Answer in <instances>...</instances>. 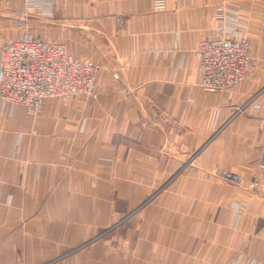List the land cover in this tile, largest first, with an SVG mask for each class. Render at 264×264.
Masks as SVG:
<instances>
[{
  "label": "crops",
  "instance_id": "1",
  "mask_svg": "<svg viewBox=\"0 0 264 264\" xmlns=\"http://www.w3.org/2000/svg\"><path fill=\"white\" fill-rule=\"evenodd\" d=\"M218 2L243 10L252 69H264V0H167L163 11L151 0H51L41 36L99 63L98 96L48 98L35 118L0 110V264H39L125 213L128 225L86 247L104 249V264H264V199L244 190L263 137L264 73L224 91L198 85L194 49L215 34ZM11 19L0 1V44Z\"/></svg>",
  "mask_w": 264,
  "mask_h": 264
},
{
  "label": "built area",
  "instance_id": "2",
  "mask_svg": "<svg viewBox=\"0 0 264 264\" xmlns=\"http://www.w3.org/2000/svg\"><path fill=\"white\" fill-rule=\"evenodd\" d=\"M22 14L14 16L11 29L16 33L0 44V104H15L28 114L38 115L48 98L96 97L94 77L96 64L68 53L58 41L37 37L29 25L30 11L38 15H51V0H23ZM154 7L162 6L163 0H154ZM225 43H228L227 46ZM200 86L217 91L229 90L243 82L252 68L250 42L246 38L230 35L203 39L196 48ZM260 93V92H259ZM256 95L237 106V111L252 105ZM169 124V132L178 135L179 124L161 119ZM259 127L263 137L258 146L256 170L251 174L249 189L259 186V172L264 170V118ZM228 181L239 178L222 171Z\"/></svg>",
  "mask_w": 264,
  "mask_h": 264
},
{
  "label": "rangeland",
  "instance_id": "3",
  "mask_svg": "<svg viewBox=\"0 0 264 264\" xmlns=\"http://www.w3.org/2000/svg\"><path fill=\"white\" fill-rule=\"evenodd\" d=\"M0 1L2 2L3 11L6 10L7 12H9L11 14L12 19H13L14 16H18V15L22 14V10L24 9V7H22L21 0H0ZM153 1L154 0H151V8H152V10H154V11H163V10L166 9L167 0H163L164 3H162V6L157 7V8L154 7ZM229 5L230 4H227V3H224V2H218V3H216L214 5L215 14L213 16V21H214V28H215L216 32H215V34H213L210 37L209 36L203 37L202 39H200L198 44L203 39H208V38L213 39V38L218 37V36L230 35L233 38H246L250 42V57H251L252 65H253L254 64V59H253V57L251 55L252 40L249 37L248 33H246L245 25L243 24V22H241L242 19L240 21V16H239L240 14H242L241 12H243V10L238 7V4H236L238 9L231 10ZM53 10H54V7H53ZM54 12H55V10H54ZM54 12H52V14ZM244 14L247 17L248 14L247 13H244ZM31 15L35 16L34 23L31 20L29 21V25H30L31 29L34 31V34L37 35V37L44 38V37L41 36V35H43L42 34L43 25L41 23L40 18H41V16H45V15H37L36 12H35V14H31ZM12 19H11V22H12ZM11 27L12 26H10L7 29V31H8L7 35L8 36H5V38L13 36V34L16 33V31L14 32L13 29H11ZM45 39H49V38H45ZM55 41H57V40H55ZM58 42L63 44L65 46V48L67 49L65 42H63V41H58ZM198 44L196 45V47L194 49V53H195L196 57H197L196 48H197ZM68 53H70L71 55L75 56L74 54H72L69 51H68ZM75 57H78L80 59L89 60V57H82V56H75ZM90 61H92L97 66L96 75L94 77V90H93L94 93H95L94 96H96V97H94V98H92V97H89V98L81 97L85 101L87 99L88 100L96 99L97 96H98V92H97V88H96V78H97V74H98V72L100 70V65L93 58H91ZM197 61H198V57H197ZM252 68H253V66H252ZM252 68L249 70V72L251 71L250 74H249V76H251V77L255 76V75L258 76V75L264 73L263 72L264 69H252ZM198 73H199V71H198ZM248 73H247V75H248ZM247 75L245 76V78H249L250 79V77H248ZM263 76H264V74H263ZM245 78L243 79V82H242L243 84H244V82L249 81V79H245ZM263 83H264V77H263ZM199 84H200V74H199L198 85ZM126 92H127V88L126 87H124V88H122L120 90L121 94H125ZM257 93H259V92L257 91ZM68 98H77V97H68ZM68 98H66V99H68ZM11 105H15V104H11ZM9 107H10V105L6 106V105H3V104H0V110H1L2 113H5L6 110ZM18 108L20 109L21 113H24L25 115H27V116H29L31 118H35V117H37L40 114V113L38 115L28 114L21 107L18 106ZM160 118L161 119H165V120H169V122L170 121L175 122V120L172 119L171 117L167 116L166 114L162 113V112H158L156 114V120L158 122H160L161 124L167 125L166 133L169 134V135L170 134H175L174 132L173 133L169 132V124L167 122H161ZM183 131L184 130H183L182 126H180V124H179V127L177 128V132H178L179 138L183 137ZM219 177L221 179L223 178V176H219ZM246 188L247 189H244V190H246L247 192H249V193H253L254 192V194H257L259 198L264 199V184L254 188V189H249L248 185L246 186ZM4 204L8 205L7 202H4ZM143 204H144V202H142L139 205V207H141ZM129 214L130 213H125V215H123V217H121L120 220L115 221L113 224L108 226L109 228L106 227V226L99 228L97 230V232L95 234H93L86 241L87 244L79 245L77 248L75 247V248H72V249L65 250V251H63L61 253H57L55 255H52L48 259H46L45 261H43V262H41L39 264H55L60 259L69 258V257H76V256H81V257H84V258H87V259L92 257V258L95 259V260H93V262L87 260L83 264H104V259H105V254H106V251L104 249L103 250H98V251H91V250H86V247L88 245H89V247H90V245L93 246L94 244H96L98 242H101V243L105 244L107 239L108 240L111 239V236H112V233H113V231H111V228H112L111 226L116 227V226H121V225L125 224L127 222L126 220H128ZM126 225H128V222L124 226H126Z\"/></svg>",
  "mask_w": 264,
  "mask_h": 264
},
{
  "label": "bare ground",
  "instance_id": "4",
  "mask_svg": "<svg viewBox=\"0 0 264 264\" xmlns=\"http://www.w3.org/2000/svg\"><path fill=\"white\" fill-rule=\"evenodd\" d=\"M228 43H225V45L227 46Z\"/></svg>",
  "mask_w": 264,
  "mask_h": 264
}]
</instances>
